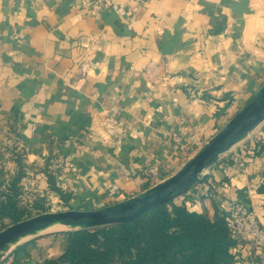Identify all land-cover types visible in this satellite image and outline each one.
<instances>
[{
    "label": "crops",
    "instance_id": "crops-1",
    "mask_svg": "<svg viewBox=\"0 0 264 264\" xmlns=\"http://www.w3.org/2000/svg\"><path fill=\"white\" fill-rule=\"evenodd\" d=\"M90 6L0 0V166L5 180L19 168L8 147L27 162L56 159L71 200L102 208L173 175L225 127L233 103L253 96L264 80V0H112L94 14ZM252 134L175 202L214 217L222 200H237L264 221V134ZM204 183L219 193L205 197ZM63 244L33 241L21 264L55 258ZM240 256L264 264L247 248Z\"/></svg>",
    "mask_w": 264,
    "mask_h": 264
},
{
    "label": "trees",
    "instance_id": "trees-1",
    "mask_svg": "<svg viewBox=\"0 0 264 264\" xmlns=\"http://www.w3.org/2000/svg\"><path fill=\"white\" fill-rule=\"evenodd\" d=\"M259 152L264 155V143ZM23 175L20 169L9 180L0 175L6 188L0 195V221L15 223L31 217L18 199ZM59 234L64 239L62 251L42 264H233L236 245L223 215L210 217L175 200L129 221Z\"/></svg>",
    "mask_w": 264,
    "mask_h": 264
},
{
    "label": "water",
    "instance_id": "water-1",
    "mask_svg": "<svg viewBox=\"0 0 264 264\" xmlns=\"http://www.w3.org/2000/svg\"><path fill=\"white\" fill-rule=\"evenodd\" d=\"M263 119L264 83L250 102L170 177L119 206L43 212L12 223L0 230V250L18 237L55 222L85 227L115 224L132 220L151 208L168 203L197 182L204 181L207 175L203 172Z\"/></svg>",
    "mask_w": 264,
    "mask_h": 264
},
{
    "label": "rangeland",
    "instance_id": "rangeland-1",
    "mask_svg": "<svg viewBox=\"0 0 264 264\" xmlns=\"http://www.w3.org/2000/svg\"><path fill=\"white\" fill-rule=\"evenodd\" d=\"M263 83H264V80L258 82L257 87L252 93L253 96L250 97L249 99L247 98L244 99L238 105H234V103L231 101L233 103V106H232V109L228 112V117H226L228 119V122L237 112H239L242 108H244L250 102V100L260 90ZM252 130H253L252 135L256 133L257 135L259 134L260 136H262L264 134V119L260 121L259 123H257L250 131ZM260 132H263V133H260ZM14 150H15L14 148L9 149L8 147L7 152H11V155L9 154V156H12L16 160L20 161V164L18 165L19 168L17 171H19L20 169V171L24 172L22 182L20 183V186L22 188H20L18 199L23 205H25L28 208L29 210L28 212L31 214V216H34V215H37L43 212H58V211H63V210H68V209H94V208L97 209L98 204H95V203L86 205V204H81V202L77 203V202L72 201L71 192L67 188L63 189L57 185L56 173L59 172L58 170L60 168L57 166L56 159L55 161L51 160L50 162L44 161L45 163H42V162L35 163L31 161L27 162V158H25L24 156L25 151L23 152V150H18V151H14ZM54 157L56 158V155ZM3 168H4L3 166H0V175L6 178L8 176L5 175L4 172L8 170H5ZM42 170L47 175V181H48L47 188H45L46 186L44 185L45 178L43 174H41ZM206 170L203 173H205ZM56 188H60L61 190H57ZM4 189L6 188H4L3 184L0 183V195H2V193L4 192ZM121 203H124V202H114L113 200H110L108 202L105 201V202L100 203V206L102 208L115 207V206H119ZM35 204L37 205L39 204L40 206H42V208H38L37 205ZM11 223L12 222L9 219L0 221V230L10 225ZM83 227L85 226L79 225L74 228H67V229H60V230H55V231H48V232H43V233L32 234L24 240H19V241L13 240L9 243V245H5L0 250V264H21V260L19 256L23 257L24 255L28 254V247L31 243H33L32 241L35 242V241L42 240V239L45 240V239H48L49 237H57V236L62 237L59 234L62 231L79 229ZM23 244H26L25 248L20 249L18 251L19 246Z\"/></svg>",
    "mask_w": 264,
    "mask_h": 264
},
{
    "label": "built area",
    "instance_id": "built-area-1",
    "mask_svg": "<svg viewBox=\"0 0 264 264\" xmlns=\"http://www.w3.org/2000/svg\"><path fill=\"white\" fill-rule=\"evenodd\" d=\"M112 4V0H91L88 11L97 13ZM249 133V132H248ZM263 133V132H261ZM225 152L219 157L222 158ZM205 197L218 194L217 188L203 184ZM229 183L222 181L218 188L228 189ZM221 215L224 216L229 233L236 240V245L232 249L234 255L233 264H244L246 259H241L240 252L247 248L250 257L258 254L264 262V221L246 204L237 200L230 199L225 202L222 200Z\"/></svg>",
    "mask_w": 264,
    "mask_h": 264
},
{
    "label": "bare ground",
    "instance_id": "bare-ground-1",
    "mask_svg": "<svg viewBox=\"0 0 264 264\" xmlns=\"http://www.w3.org/2000/svg\"><path fill=\"white\" fill-rule=\"evenodd\" d=\"M79 225H81V224H60V223L55 222V223L50 224V225H48L46 227H43V228L37 229V230H35L33 232H30L28 234L22 235V236L18 237L16 240H18V241L19 240H24V239H26L28 236H30L32 234L43 233V232H48V231H55V230H60V229L74 228V227L79 226ZM9 243H7L6 245H9Z\"/></svg>",
    "mask_w": 264,
    "mask_h": 264
}]
</instances>
